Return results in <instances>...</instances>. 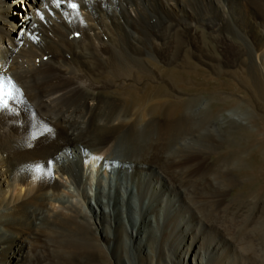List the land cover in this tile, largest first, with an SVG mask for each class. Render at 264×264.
<instances>
[{
	"label": "bare ground",
	"instance_id": "obj_1",
	"mask_svg": "<svg viewBox=\"0 0 264 264\" xmlns=\"http://www.w3.org/2000/svg\"><path fill=\"white\" fill-rule=\"evenodd\" d=\"M245 1L247 15L242 0H71L76 9L68 0H0V264H264L245 233L232 234L239 225L228 220L232 203L221 202L227 180L217 162L209 174L169 167L224 146L244 182L262 178L264 139L241 96L184 83L198 73L176 66L199 27L257 58L264 0ZM257 62L264 71V57ZM162 73L175 83H154Z\"/></svg>",
	"mask_w": 264,
	"mask_h": 264
},
{
	"label": "rangeland",
	"instance_id": "obj_2",
	"mask_svg": "<svg viewBox=\"0 0 264 264\" xmlns=\"http://www.w3.org/2000/svg\"><path fill=\"white\" fill-rule=\"evenodd\" d=\"M246 2L248 3V1H245V0H242V9H243V11H242V14H245V15H247V12L245 11L246 9H248L247 8V4H246ZM252 3V2H251ZM246 5V6H245ZM253 6V5H252ZM262 10V9H261ZM260 10V11H261ZM262 13L264 12L263 10L261 11ZM182 21V20H181ZM249 23V22H248ZM250 24H252V23H250ZM201 28V29H200ZM204 33H203V32ZM208 32V33H207ZM199 33V34H198ZM202 33V34H201ZM197 34V36L196 35H194V36H189L188 37V39L190 40H186V52L185 53H181V54H179V55H177V57L179 58V59H177V64H176V66L178 67V69H182V70H185V71H187V72H190V73H192L193 71V73H198V76L197 77H193V75H189L187 78H185V81H184V83H186L187 82V84H194V83H197L198 82V80H199V82H204L203 84H208V85H210V86H214L213 88H211V90L212 91H214V93H217L218 95H219V93L220 94H224V95H230L231 97H233V96H235V98L234 99H238V100H240L241 99V101L242 102H244L243 103V106H241V109H243L244 110V112L246 113V115L249 117V120H250V123H251V125L253 126V128H254V130L257 132V135H258V139H260L261 141H263V139H264V74H262V73H264V71L261 69V66L260 65H258L259 63L257 62V60L259 61V58L260 57H264V51L262 52V50L263 49H260V47H256L257 49H259V51L258 50H256V53H255V55L257 54V58L256 57H254V58H252V59H255L256 58V60H252V59H250V58H247L248 56H245L244 54L242 55V53L244 52V50H242V49H244L242 46L243 45H241V42L240 41H237L236 39H233V38H230L229 40H227L226 38L224 39V36L222 35V34H220V35H218L217 33H214V34H212V33H210L209 31H207V30H204L202 27H199V29H198V32L196 33ZM201 34V35H200ZM203 34H204V36H203ZM208 34V35H207ZM212 35H214V36H216V37H222V39H218V38H214V36H212ZM198 36H200V37H198ZM211 36V37H210ZM194 37V38H193ZM197 37V38H196ZM203 37V38H202ZM210 37V38H209ZM220 37V38H221ZM191 38V39H190ZM198 38H200V39H198ZM202 38V39H201ZM214 39V40H212V39ZM193 39V40H192ZM197 39V40H196ZM211 39V40H210ZM217 39V40H216ZM233 39V40H232ZM196 42H195V41ZM199 40V41H198ZM205 40V41H204ZM189 41V42H188ZM192 41V42H191ZM194 41V42H193ZM201 41V42H200ZM204 41V42H203ZM209 41V42H208ZM215 41H216V44L218 45L217 47L215 46ZM220 41V42H219ZM224 41H226L225 43H223ZM198 42L200 43V44H198ZM206 42V43H205ZM212 42V43H211ZM219 42V43H218ZM222 42V43H221ZM235 43V42H237V43H235V44H229V43ZM239 42V43H238ZM189 43V44H188ZM207 43H208V45H207ZM223 46H222V45ZM228 44V45H227ZM172 45H173V43H172ZM196 45V47H195V49H194V46ZM199 45H201L199 48H197ZM210 45V46H209ZM220 45V46H219ZM234 45V46H233ZM238 45H240V47L238 46ZM187 46H191V47H187ZM224 46H227V47H229L230 48V46H231V48L232 47H235V48H225ZM264 46V45H263ZM203 47V48H202ZM205 47H209V48H205ZM220 48V50H219V48ZM224 48L222 51H221V49L222 48ZM242 47V48H241ZM237 48H239L238 50H237ZM241 48V49H240ZM188 49H190V50H188ZM192 49H193V51L195 52H193L192 51ZM216 49H218V50H216ZM227 49H229V50H231V52L229 51V50H227ZM169 50V49H168ZM201 50V51H200ZM212 50V51H211ZM215 50V51H214ZM225 50H227L226 52H227V54H228V56L230 57H228L227 55H226V52H225ZM233 50H234V52L235 53H237V52H240V51H242L241 52V55L239 54V53H237V55H235L234 54V52H233ZM236 50V51H235ZM240 50V51H239ZM170 51V50H169ZM188 51H190V53H188ZM204 52V54H202L203 52ZM208 51V53H206ZM219 51V52H218ZM199 52V53H198ZM221 52H222V54H223V52H224V54L226 55H221ZM192 53V54H191ZM212 53V54H211ZM219 55H217V54ZM171 54V52H169V55ZM186 54H188V55H186ZM190 54L192 55V56H190ZM234 54V55H233ZM184 55V57H182ZM194 55V56H193ZM201 56V57H198V56ZM206 55H207V57H206ZM239 55V56H238ZM254 55V56H255ZM186 56V57H185ZM204 56L206 57V58H204ZM191 57V58H190ZM197 57V58H196ZM210 57H212V58H210ZM219 57V58H218ZM221 57L222 58H224L225 59V57H227V59H221ZM235 57V58H234ZM239 57V58H238ZM215 58H217L216 60H215ZM235 59V60H234ZM242 59L244 60V61H242ZM249 61H247V60ZM198 62H197V61ZM201 60V61H200ZM203 60V61H202ZM208 60V61H207ZM210 60V61H209ZM220 61V63H219V61ZM229 60V61H228ZM233 60V61H232ZM237 60V61H236ZM239 60H240V62H239ZM188 62V63H186V62ZM228 61V62H227ZM234 61H236L235 63H234ZM245 61H247V62H245ZM251 61V62H250ZM253 61H254V64H251V63H253ZM193 62V63H192ZM195 62V63H194ZM203 62H205V63H203ZM210 62H212V63H214V65H212V63H210ZM217 62H218V64H217ZM221 62H222V64H221ZM225 62V63H224ZM229 62H233V67H230L231 66V63H229ZM242 62V63H241ZM243 62L245 63V64H243ZM185 63H186V65H188V66H191V67H193V69H191L190 67H188V66H186L185 65ZM192 63V64H191ZM198 63V64H197ZM199 63H202L201 65L199 64ZM228 63V64H227ZM239 63V64H238ZM249 63V64H248ZM255 63H258V64H255ZM184 64V65H183ZM211 64V65H210ZM224 64V65H223ZM235 64V65H234ZM241 64V65H240ZM248 64V65H247ZM181 65V66H180ZM208 65V66H207ZM210 65V66H209ZM216 65H218V66H216ZM221 65V66H220ZM230 65V66H229ZM244 65V66H243ZM252 65V66H251ZM255 65V66H254ZM259 67H258V66ZM159 66H160V69H168V68H170L171 66H167V65H165V64H157V67H158V69H159ZM164 66V67H163ZM184 66V67H183ZM185 66H186V68H185ZM201 66V67H200ZM214 66H216V67H214ZM220 66V67H219ZM235 66V67H234ZM240 66V67H239ZM247 66H249V68H248V70H247ZM257 66V67H256ZM188 67V68H187ZM206 67V68H205ZM228 67V68H227ZM237 67H239L238 69H237ZM251 67V68H250ZM253 67H254V69H253ZM185 68V69H184ZM191 70H190V69ZM235 68H236V70H238V71H236L235 70ZM240 68H242V69H240ZM246 69L245 71H244V69ZM207 69V70H206ZM233 71H232V70ZM259 69V70H258ZM203 70H204V72H205V70L207 71V72H203ZM209 70V71H208ZM220 70H222V71H220ZM223 70H225V71H223ZM226 70L228 71V72H226ZM243 70V71H242ZM218 71V72H217ZM222 72L221 74H220V72ZM232 71V72H231ZM236 71V72H235ZM242 71V72H241ZM255 71V72H254ZM257 71V72H256ZM239 72V73H238ZM244 72V73H243ZM252 72V73H251ZM262 72V73H261ZM226 73V74H225ZM230 73H231V75H236V78H234L235 76H231L230 75ZM244 75H242V74ZM250 73H251V76H250ZM202 74V75H201ZM215 74V75H214ZM227 74H229V76L227 75ZM241 74V75H240ZM257 74V75H256ZM260 74V75H259ZM238 75H239V78H238ZM253 75V76H252ZM259 75V76H258ZM262 75H263V78H262ZM165 73H162V76H161V78H163V79H166L165 81H162L161 80V78L160 79H158V81H157V79H156V81H153L154 83L155 82H163V83H165L166 85L168 84L167 83V81H171V79H172V81L170 82V84L173 82V83H175L174 81V79H173V77H171L170 76V79H169V77H168V75L167 76H165ZM191 76V78H189ZM206 76V77H205ZM209 76V78H207ZM216 76V77H215ZM247 76V77H246ZM168 77V78H167ZM248 77L250 78V79H248ZM252 77V78H251ZM261 77V78H260ZM199 78V79H198ZM204 78V79H203ZM233 78V79H232ZM240 79L241 81H239L238 79ZM189 81H188V80ZM206 79V80H205ZM253 80V82H252V80ZM190 80H192V81H190ZM197 80V81H196ZM201 80V81H200ZM236 80H238V81H236ZM263 80V81H262ZM195 81V82H194ZM207 81H209V82H207ZM211 81V82H210ZM151 82V81H150ZM149 82V83H150ZM191 82V83H190ZM198 82V83H199ZM238 82H240V83H242V84H240V83H238ZM254 82H256V84H254ZM258 82H259V84H258ZM226 83H228V84H226ZM237 83V84H236ZM261 83V84H260ZM229 84H231L232 85V87H231V85H229ZM235 84V85H234ZM263 84V85H262ZM241 85V86H240ZM246 86V87H244V86ZM260 85V86H259ZM262 85V86H261ZM217 86V87H216ZM240 86V87H239ZM243 86V87H242ZM249 86V87H248ZM255 87V88H254ZM261 87V88H260ZM243 88V89H242ZM263 88V89H262ZM234 89H236V90H234ZM251 91L250 89H252V91L250 92V94L248 93L249 91ZM221 90V91H220ZM164 91L166 92V94H168V95H170L171 93H172V90H171V88L168 86L167 88H165L164 89ZM189 91V90H188ZM188 91H186L187 92V94L189 93ZM215 91H217V92H215ZM235 93H234V92ZM248 91V92H247ZM191 92L193 93V94H196L197 93V91H190V93H189V95L190 96H193V94H191ZM222 92H224V93H222ZM228 92V93H227ZM231 92V93H230ZM258 92V93H257ZM227 93V94H226ZM232 93H234V94H232ZM256 93V94H255ZM203 96V98H205L204 96H206L207 97V95L209 96V94L208 93H203L202 94ZM238 95V96H237ZM252 97H251V96ZM237 96V97H236ZM239 96H241V98L239 99L238 97ZM246 98V99H244V98ZM243 99V100H242ZM250 99V100H249ZM245 100V101H244ZM246 100H248L247 101V103H249V104H247L246 103ZM211 107V109L214 111V107L216 106V104L215 103H212L211 105H210ZM222 107H223V110L225 109H230V108H232V106H227L226 105V103L224 104V106L222 105ZM246 107V108H245ZM258 109V110H257ZM141 111V110H140ZM143 112V113H142ZM141 113V115H139L138 117H139V120L140 121H144L143 119H145V121H146V116H147V113H146V111L145 110H143L142 109V111L140 112ZM139 113V114H140ZM143 115H145V116H143ZM257 117V118H256ZM141 122V123H142ZM264 142V141H263ZM223 149H224V151H223ZM219 150V151H218ZM217 151H216V153H209V154H205V156H204V154L202 155H191L189 158H187L188 160H190V161H188V160H185V162L183 161L181 164L180 163H175V164H177V165H174V164H171L169 167H176V166H181V165H185V164H187L188 166L189 165H192L193 164V166H194V168L192 167V169L190 170V169H188L187 171V173H189V174H194V172L196 171V173H198V171L200 172H203V171H205V173H210L212 170V168H211V166L210 165H212V163H214L215 161L217 162V163H214L215 165H217V166H219V167H221L219 170V172H222L220 175L222 176V178L224 179V182H225V178H226V184H227V188H226V191L224 190L223 192H221V194H220V197H225V199L223 200V201H221V202H223L224 204H226L227 203V206L228 205H230L231 203V205L230 206H228L227 208L229 209V211H227V215H228V218L229 217H231V216H233V217H231L232 219H234V217H235V219L234 220H232L234 223L235 222H237L238 223V225H239V229H237L238 227H234L233 228V230H232V234L235 236V240H239V238H240V236H239V234H241V233H245L244 235L246 236V238L249 240V242L251 241L252 243H251V245L249 244L248 246H249V252H253V253H251L253 256L255 255L256 257H259L260 258V261L261 262H259V263H262V262H264V163L262 162L261 163V171H262V178H260L259 180H256V181H252L251 183L250 182H248V181H246V182H244L243 180H245V179H243L244 178V176H242V174H240V172L237 170V169H235L238 165L236 164V166L234 167L233 165H231L232 163L233 164H235L236 162H230V160L232 159H234L235 157H233V153L231 152H229L228 150H226V147H221V148H219ZM110 151V149L108 148V149H105V150H103L100 154H98V160L101 158H103L108 152ZM221 151V152H220ZM226 151V152H225ZM228 151V152H227ZM236 152V151H235ZM220 155H219V154ZM224 153H226V154H224ZM229 153H230V155H229ZM216 154L217 155H219V156H216ZM206 155H208V157H209V159H208V157L206 156ZM194 156V158H192ZM201 156V157H200ZM223 157V159H222V157ZM231 157V159H230V157ZM203 157V158H202ZM205 157H207V159L205 158ZM217 157H220L221 158V163L219 162L218 163V161H220V160H218L219 158H217ZM225 157H226V160L223 162V160L225 159ZM201 158V159H200ZM212 158H214V159H212ZM216 158H217V160H216ZM227 158H229V159H227ZM204 159H205V162L207 161V164H205V162H204ZM210 159H212V160H210ZM246 159V160H245ZM247 159H249L248 157H244V161H245V163H246V161H247V163L249 162ZM200 160V161H199ZM208 160H209V162H211V163H209L208 162ZM235 160V159H234ZM194 161H196V163L194 162ZM201 161H203L204 162V164H203V162L202 163H198V162H201ZM193 162V163H192ZM230 163L229 165H230V167L232 168V166H233V168L234 169H230V167H229V165H228V163ZM185 163V164H184ZM195 163V164H194ZM198 163V164H197ZM197 164V166L195 167V165ZM219 164H221V166L219 165ZM224 164H226V171L228 172H226L225 171V165ZM173 165V166H172ZM201 166V167H200ZM205 166V167H204ZM212 166H214V165H212ZM92 168L94 167V165L93 166H91ZM200 167V168H199ZM203 167H204V169H203ZM207 167H208V169H207ZM223 167V168H222ZM197 168V169H196ZM211 168V169H210ZM209 169H210V171H209ZM228 169V170H227ZM231 171H230V170ZM192 171V172H190V171ZM203 170V171H202ZM221 170H223V171H221ZM234 171V172H233ZM218 172V173H219ZM223 172H226V173H223ZM230 172V173H229ZM232 172V173H231ZM93 173H95V171H93ZM103 169H101V176L100 177H103ZM223 174V175H222ZM224 174H226V175H229V177H232V178H230V180H229V177L228 176H226V175H224ZM219 175V174H218ZM233 175V176H232ZM223 176H225V177H223ZM228 177V178H227ZM228 180H229V182L230 183H227L228 182ZM231 180H233V182L231 181ZM259 181V182H258ZM224 183V184H225ZM255 183V184H254ZM225 184V185H226ZM228 184H230L229 185V187H228ZM249 184V185H248ZM17 195V191H14V192H12L11 193V196L10 197H15L16 195ZM235 197H236V199H235ZM241 198V200H239V201H237L238 199H240ZM242 198H244V199H242ZM243 201V202H242ZM233 202H235V203H238V205H236L235 203H234V205H233ZM230 203V204H229ZM239 203H240V205H239ZM53 205V204H52ZM51 205V207L50 208H52V207H54V205H55V208H58V206H57V204H54L53 206ZM239 206V207H238ZM240 206H242V207H240ZM233 207H236V208H233ZM232 208L234 209L233 210V212H235V214L234 213H231L232 212ZM238 208H239V211H238ZM241 208V209H240ZM231 210V211H230ZM242 210H243V212H242ZM242 213V214H239V213ZM229 213V214H228ZM231 213V214H230ZM236 213H238V214H236ZM234 214V215H233ZM238 215H241V216H238ZM245 215V216H244ZM248 215V216H247ZM249 216H250V220H249ZM231 218H229L228 220H231ZM238 219H239V221H238ZM245 219H246V221H245ZM242 220V221H241ZM247 220H248V222H247ZM232 221H230V222H232ZM229 222V223H230ZM240 222H242V223H240ZM245 222V223H244ZM228 223V224H229ZM246 223L247 224H249V226L247 225L246 226ZM231 224V223H230ZM228 225V227H230L231 225ZM253 224V226H251ZM242 226H245V227H249L250 228V230L248 231L247 230V233L249 234H247L246 233V229H249V228H243ZM252 228H251V227ZM257 226V227H256ZM242 227V228H241ZM259 227H260V229H259ZM227 228V227H226ZM258 228V229H257ZM262 228V229H261ZM230 229H231V227H230ZM243 229H244V231H243ZM253 230V231H252ZM256 230V231H255ZM263 230V231H262ZM243 231V232H242ZM250 236V237H249ZM243 238H244V236H243ZM256 253V254H255Z\"/></svg>",
	"mask_w": 264,
	"mask_h": 264
},
{
	"label": "snow or ice",
	"instance_id": "obj_3",
	"mask_svg": "<svg viewBox=\"0 0 264 264\" xmlns=\"http://www.w3.org/2000/svg\"><path fill=\"white\" fill-rule=\"evenodd\" d=\"M68 6L70 8H72V9H76V7H77V5L75 3H72L71 0H68ZM37 15H39V12L37 13ZM4 107H6V104L0 102V109H2ZM35 171L36 172H40V171H42V169L39 166H37L36 169H35Z\"/></svg>",
	"mask_w": 264,
	"mask_h": 264
}]
</instances>
